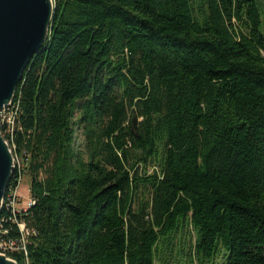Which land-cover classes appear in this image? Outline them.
Here are the masks:
<instances>
[{
	"label": "trees",
	"instance_id": "16d2710c",
	"mask_svg": "<svg viewBox=\"0 0 264 264\" xmlns=\"http://www.w3.org/2000/svg\"><path fill=\"white\" fill-rule=\"evenodd\" d=\"M54 4L50 40L13 101L14 132L2 129L20 158L9 187L29 177L36 203L19 216L28 256L10 257L170 264L186 246V264H264L257 0Z\"/></svg>",
	"mask_w": 264,
	"mask_h": 264
},
{
	"label": "water",
	"instance_id": "95a60500",
	"mask_svg": "<svg viewBox=\"0 0 264 264\" xmlns=\"http://www.w3.org/2000/svg\"><path fill=\"white\" fill-rule=\"evenodd\" d=\"M54 12L53 0H0V114L13 103L30 62L48 44ZM14 172L15 157L0 118V214ZM0 264L18 263L0 255Z\"/></svg>",
	"mask_w": 264,
	"mask_h": 264
},
{
	"label": "built area",
	"instance_id": "2783aa9c",
	"mask_svg": "<svg viewBox=\"0 0 264 264\" xmlns=\"http://www.w3.org/2000/svg\"><path fill=\"white\" fill-rule=\"evenodd\" d=\"M13 104L14 103H12L1 113L2 129L5 128L7 133L12 134L15 129V119L17 116ZM23 180L24 178H21L18 181L17 186L14 187L13 194L10 195V206H13V214H10L9 217H5L4 219H0V255L6 256L11 260L13 259L10 257V255L15 253L25 254V256H28L26 236L29 233L26 230L25 224L19 221V216L27 214L28 211L36 204L31 199L27 202L22 201L20 186L23 183ZM9 222H11L15 226L17 225L20 229L22 237L20 240L11 238L10 235L12 229L5 227V225Z\"/></svg>",
	"mask_w": 264,
	"mask_h": 264
},
{
	"label": "rangeland",
	"instance_id": "374dc122",
	"mask_svg": "<svg viewBox=\"0 0 264 264\" xmlns=\"http://www.w3.org/2000/svg\"><path fill=\"white\" fill-rule=\"evenodd\" d=\"M257 3L261 13L262 32L264 34V0H257ZM19 160L18 163L20 162ZM30 188H31V179L29 177H24L23 183L20 186V192L22 197L21 199L23 202H27L31 199ZM186 234L188 236L191 235L190 238L192 237V239H195V234L193 233L191 228H188V231L186 230ZM181 249H184L183 254H179V252H182ZM188 251L189 250L188 248H186V246L185 247L178 246L177 248H175L173 250V253L171 255L170 254L168 255L169 259L171 260L170 264H186L187 263L186 261L189 260V255L185 253ZM222 253L225 254L226 250L224 249ZM215 264H223V262L220 259H218Z\"/></svg>",
	"mask_w": 264,
	"mask_h": 264
},
{
	"label": "bare ground",
	"instance_id": "6f19581e",
	"mask_svg": "<svg viewBox=\"0 0 264 264\" xmlns=\"http://www.w3.org/2000/svg\"><path fill=\"white\" fill-rule=\"evenodd\" d=\"M53 2L55 3V0H53ZM0 118H1V114H0ZM19 166H20V162L18 163V159L15 157V172H16V168ZM15 172H14V174H15ZM13 190H14V188H12V187L10 188L8 186L6 196H5V199L3 201V205H2V211L4 209H6L8 211V213H10V214H13V206H10V195L13 194ZM2 211H1V213H2ZM27 263H28V259H27Z\"/></svg>",
	"mask_w": 264,
	"mask_h": 264
}]
</instances>
